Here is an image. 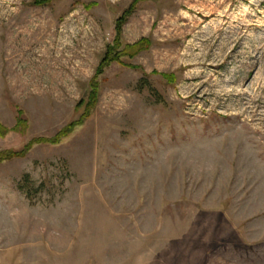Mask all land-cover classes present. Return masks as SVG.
I'll list each match as a JSON object with an SVG mask.
<instances>
[{
    "label": "rangeland",
    "instance_id": "rangeland-1",
    "mask_svg": "<svg viewBox=\"0 0 264 264\" xmlns=\"http://www.w3.org/2000/svg\"><path fill=\"white\" fill-rule=\"evenodd\" d=\"M134 1L0 0V264H264V0Z\"/></svg>",
    "mask_w": 264,
    "mask_h": 264
},
{
    "label": "trees",
    "instance_id": "trees-1",
    "mask_svg": "<svg viewBox=\"0 0 264 264\" xmlns=\"http://www.w3.org/2000/svg\"><path fill=\"white\" fill-rule=\"evenodd\" d=\"M138 1L139 0H135L131 4V6L128 9H126L123 12V14L117 19V22H116V34H117V37H120V35L122 34L123 26L127 22V20L130 17V15L135 10V7H136ZM142 43H143V45H140ZM149 43H150L149 39H142L141 41L135 43L134 46L138 47L137 49L142 50V49L147 48ZM140 50H138V51H140ZM115 51H116L115 47H113V48L110 47V49L107 50L105 56L103 57V59H102V61L100 63V66H99V68L97 70V75L101 74L103 72V69L105 68V66L110 64V62L119 59L118 56L120 55V53H117V54H115V56H113ZM125 54H127V52H125ZM132 55H135V53L132 54ZM71 128H72V126H71ZM67 129H65V130H67ZM67 131H64V133H62L63 135H61L59 137L61 138V137H65L66 135H68L70 132L69 131L67 132ZM71 131H72V129H71ZM15 155H17V154H15ZM9 158H10L9 156L0 155V162L4 161L6 159H9ZM20 187L26 192L27 196H31V194H32L31 190H33V188L31 187V179H30V175L29 174L24 176L23 184H21Z\"/></svg>",
    "mask_w": 264,
    "mask_h": 264
}]
</instances>
